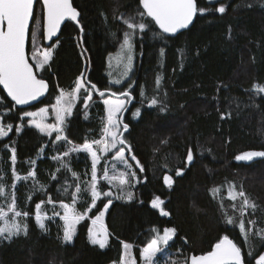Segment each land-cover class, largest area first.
Wrapping results in <instances>:
<instances>
[{
	"label": "trees",
	"instance_id": "1",
	"mask_svg": "<svg viewBox=\"0 0 264 264\" xmlns=\"http://www.w3.org/2000/svg\"><path fill=\"white\" fill-rule=\"evenodd\" d=\"M197 2L206 11L198 13L193 25L176 36L165 34L151 17H144L148 27L135 34L133 75L118 86L108 78L107 57L130 31L121 16L134 17L144 11L140 0H73L80 23L68 20L50 45L44 43L42 1L38 0L29 54L33 33L43 46L53 49L45 70H39L31 59L51 90L37 106L19 108L0 87V116L4 125L12 126L7 137L0 138V187L12 185L13 168L22 175L34 169L44 190L31 192L24 185L17 186L16 210L29 214L19 217L28 231L11 240L0 238V264H115L122 260L124 242L132 244L134 255L140 258L154 228L160 232L176 229L167 246L175 254L173 264H185L192 254L211 251L224 235L241 248L245 264H255V258L264 254V157L252 162L236 159L247 151H264V94L255 91L257 85L264 86V0ZM221 5L223 13L216 11ZM82 73L87 87L92 90L94 84L99 91L92 90L94 102L89 110L81 99L66 120L67 141L57 144L60 154L68 150L66 142L83 145L99 139L106 127L102 100L125 98L119 94L130 93L119 115L128 125L118 133L126 141L119 147L130 159L136 157L131 160L139 183L131 200L111 199L105 217L110 239L104 248L91 243L89 230L91 218L104 209L107 197L100 198L88 212L92 197L87 190L82 195L77 207L89 216L77 225L72 242L63 241L60 217H49L45 229L35 220L36 205L41 202L46 207L51 205L49 199L71 203L77 180L90 174L92 161L88 153L81 152L72 157L70 168L57 169L52 157L56 154L54 136L30 126L23 114L54 104L58 92L72 89ZM153 98L156 105L151 104ZM137 108L140 115L134 117ZM189 149L193 153L190 164L186 162ZM29 160L35 163L30 165ZM179 169L183 174L177 176ZM166 175L172 177L171 186L164 182ZM227 183L244 192L255 209L249 207L241 216L239 203L226 196ZM217 187H222L221 198L214 194ZM157 196L169 215L152 206ZM4 199L0 196V206ZM229 216L233 224L226 223ZM240 219L249 233L247 240L238 227Z\"/></svg>",
	"mask_w": 264,
	"mask_h": 264
},
{
	"label": "snow or ice",
	"instance_id": "2",
	"mask_svg": "<svg viewBox=\"0 0 264 264\" xmlns=\"http://www.w3.org/2000/svg\"><path fill=\"white\" fill-rule=\"evenodd\" d=\"M34 3L35 0H0V84L4 86L7 90L8 95L11 97L12 101L16 105H26L31 101L36 100L42 96L48 89V84L44 79L38 78L36 71H34L33 64L29 63V56L26 53V42L29 39V27L30 21H33L34 14ZM145 11L138 12L134 17L124 18L121 16L123 22L127 25L129 32L124 33L123 47L126 49L128 55L127 65L128 69L131 67L132 60V50L133 45L131 43L132 37L137 31L143 32L147 29L148 25L144 22V17H151L155 24L159 25V28L163 30L164 33H175L178 29L186 28L190 23H192L193 18L198 14H203L206 10L203 8H198L197 0H140ZM42 11L44 17V28L46 30L47 38L52 39L56 33L60 30L61 24L66 20L75 21L79 24L78 10L73 6L72 0H42ZM216 11L223 13L225 7L221 5ZM39 27V26H38ZM83 30L81 26V31ZM37 36L36 33L32 34L33 46L35 48V40ZM163 51V50H161ZM52 58V50L45 49L42 55L38 56L36 51H33L31 59L36 61V66L45 70V66L49 65ZM83 76V73L81 74ZM127 75V72H125ZM121 81L117 79L114 83H120ZM85 85L80 78L75 82V88L73 93H65L61 90L60 95L56 97V103L52 105V109L55 111V117L57 124H47L44 121L47 118V113L49 109L47 107L40 108L37 112H25V116L33 117L32 123L41 132L46 133L51 136L53 131L58 133L63 132V127L61 125L65 122V115H71L72 106L74 103L75 94L80 93L81 89ZM93 91H99L96 85L91 84ZM255 91L258 93H264V86L257 85ZM87 99L91 100V93H86ZM103 96L104 92H100ZM113 95H117L113 93ZM127 98L130 96L129 92H122L119 94ZM126 100L124 99H106L104 104L108 106L107 115V126L103 129V136L108 137L110 140L111 148H116L117 145H124L125 140L122 139V133L120 129H128L127 124L122 123V119L119 114L125 109ZM158 101L153 98L151 100L152 105H156ZM11 111V109H9ZM161 111H166V109L161 108ZM140 115V109L137 108L133 113L134 117ZM39 117V120L36 118ZM11 130L12 126L3 124V116H0V137L6 136L7 132ZM18 131L20 129H17ZM56 140L67 141L66 136L57 135ZM104 144L103 151H109V141H93L91 143L85 142L81 147L72 145L68 151L63 153L64 157H68L73 152L84 151L86 153H91V169H92V179L90 182L92 203L88 211H91L92 207H95L96 199L99 198L100 193L96 187V172L97 164L99 163L100 157L97 155L96 151H93V144ZM7 147V145L5 146ZM130 150V145L128 146ZM41 152L43 149L40 150ZM16 150L13 147L11 149V161L13 166L16 162ZM39 156V153H38ZM255 157H264V151H248L236 157L240 161H251ZM54 160H60L61 167L64 169L69 168V163H65L61 157H53ZM116 159L127 164L125 159V151L123 147H120L116 153ZM131 159L136 160L133 155ZM193 161V153L191 149L188 150L186 154V162L191 163ZM30 165L34 164L35 161L29 160ZM139 164V161H136ZM131 168V165H127ZM143 170L141 166V171ZM183 169L176 171V175H182ZM75 175V173H73ZM122 176H135L134 172L121 174ZM35 177V172L31 171L28 176L20 177L16 176L19 181L21 179H29ZM55 177H53L54 179ZM104 178L109 179L108 169H104ZM111 179H116L113 176ZM164 182L168 186L173 183L171 176H164ZM34 180V186H35ZM127 184L126 179H121L118 187L121 189L120 195L122 197L126 196L127 199H132L131 192H124L123 187ZM15 187L14 185L12 186ZM39 190L43 191V186H39ZM81 189L77 186L76 193H80ZM5 195L4 189L0 187V196ZM104 196H112L113 192L109 190L103 193ZM237 195L243 198L241 205V216H243L244 211L251 207L255 209V204L250 203V201L245 196L244 192H239L236 195H231V199L235 200ZM49 202L52 201L49 199ZM44 202H41V204ZM77 200L74 199L72 204H61L64 209V226H63V241L68 243L73 240L75 235V226L80 223L85 217L83 214L76 209ZM112 203L111 199L105 204V211ZM164 201L160 197H155L151 204L154 208L160 210L162 215H169L168 212L162 207ZM41 204L36 205L35 220L41 229H45V220L48 218L46 213H42ZM235 207V205H233ZM9 212L12 213L13 217H27L29 214L27 212L16 211V199L15 194L12 193L10 197V203L8 205V211H5L3 207H0V238L11 240L14 236H18L21 233L27 235L28 226L26 223H20L16 219L9 221ZM59 213L54 212V216H58ZM103 212L92 219V229L90 232V240L94 245H99L100 248H104L109 241L110 233L107 227L102 222ZM226 223L233 224V217L229 216L226 218ZM251 223L255 224L254 221ZM238 227L240 231L244 234L245 240L248 239L249 233L245 230V223L243 219H240ZM153 235L150 237L149 242L142 249V259L144 264H158L157 257L158 254L162 253L169 242L173 239L176 233L175 228H165L163 229V234L160 233L159 229H152ZM264 233V230H261ZM133 245L124 242V257L122 259V264H136L135 258L131 255V249ZM251 254V252H249ZM245 264V257L242 253L241 248L229 238V236L224 235L211 251H208L201 255H191L186 259L185 264ZM255 264H264V254H260L258 258H255Z\"/></svg>",
	"mask_w": 264,
	"mask_h": 264
},
{
	"label": "rangeland",
	"instance_id": "3",
	"mask_svg": "<svg viewBox=\"0 0 264 264\" xmlns=\"http://www.w3.org/2000/svg\"><path fill=\"white\" fill-rule=\"evenodd\" d=\"M122 16L125 19L128 18V17H130V15H122ZM135 38H136V35H134L132 37V39H131V43L133 45V50H132V53H131L132 60H131V67H130V69H128L127 59H126L128 53H127L126 49L123 47L124 37L122 39L123 41L119 44V46L116 48V50L113 51V52H110L109 55H108V57H107V65H106L107 66V74H108V78H109L110 82L112 84H114V85H118V86L121 85L122 86L133 75V72H134V69H135V66H136L135 64H136V54H137V52H136L137 51L136 50V39ZM40 42H41L40 39L39 38H36V40L34 42L35 43V48H34V46L32 44V51H31V54H29L30 57L32 56L33 51H36V54L38 56H40V55H42V52L45 49H51V50H53L52 48H46ZM32 61L36 65V61H34V60H32ZM125 72H127V75H125ZM79 78L84 83L85 87L81 89L80 93L75 94V96H74V103H73L72 110H71V115H72V113L74 111V108L76 107V104H78L81 99H83V101H85L84 104H82V105L83 106L85 105L86 110H89L90 106L94 102L93 101V98H92L93 97L92 90H90L87 87V85L84 82V79H83V76L82 75ZM117 79H119L121 81L118 84L117 83H114ZM74 88H75V85H74V87L72 89L63 90V91L65 93H73L74 92ZM61 90L58 92L59 93L58 96L60 95ZM86 93H91V100L87 99ZM262 94H264V93H262ZM106 99H112L114 101L117 100V99H124V100H126L125 98L106 97V98H104L102 100V102H103L102 104H104V100H106ZM1 100H2V96L0 94V102H1ZM126 102H127V100H126ZM55 103H56V101L54 102V104ZM54 104H52V105H54ZM126 104L127 103H125V106H126ZM52 105H43V106L37 107L36 109L27 110L26 112H37L40 108L47 107L49 109V111L47 113V118H46V120L44 122L47 123V124H57L56 117H55V111L51 107ZM104 106H105V110H106L105 117H106V126H107L108 106L106 104H104ZM4 112H7V111H4ZM71 115H67V114L65 115V122L68 119V117H70ZM24 117L25 118L26 117L29 118L28 119L29 120L28 121V124L30 126L35 127L34 124L32 123L33 117H31V116H25V115H24ZM36 119L39 120V117H37ZM65 122H64L63 125H61V127H63V132H60V133H58L56 131H53L52 132V135L55 138V144H56V145H54L55 150H56V154L54 156H52V157H57V156L58 157H61L62 160L65 163H69V168H70L71 167V159H72V157L74 155H77V154H79L81 152H84V151L73 152L68 157H64L63 156V153H61V154L58 153V146H57V144L60 143V142H64V141L63 140H59V141L56 140V136L57 135L65 136V131H64L65 130ZM23 126H24V124H21V126H20V129L21 130H22V127ZM5 131L7 132V135L10 132L9 130H7V128H5ZM7 135L6 136H3V137H0V138H5V137H7ZM97 140H100V141L108 140L109 141V149L110 150L107 151V152L103 151L102 150L103 147H104V144L103 143H101L99 145L93 144V151H96L97 152V155L100 157L99 163L96 166L97 167V172H96V177H97L96 187H97L98 192L100 193V196H99L98 199H96V202H98L99 199L102 198V197H107L108 199H114V198L115 199L116 198L127 199L126 196L122 197L120 195L121 189H120V187H118V185L120 184L121 179H126L127 180V184L123 187V191L125 193L126 192H131L132 193V197H133V195H134V192L133 191H135V187L139 183V179H138L139 177L137 176V173H136V171L134 169L133 161L130 159V157H128V155L126 154V151L125 150H124L125 151V159L127 161V164L121 162L120 160H117L116 159V153H117V150L120 148L119 147V144L117 145L116 148H111L110 140H109L108 137H105V136L102 135ZM97 140H94V141H97ZM91 142H93V141H90L89 143H91ZM65 144L68 145V150H69V148L72 145H76V146H79L81 148L83 146V145H77V144H69L67 142ZM254 151H257V150H254ZM88 155L91 158V153H88ZM257 158H260V157L253 158L251 160V162L253 160L257 159ZM91 161H92V159H91ZM56 162L58 163V168L57 169H60L61 168V162H60V160H56ZM243 162H250V161H243ZM127 165H131V168H129ZM105 168L108 169L109 179H105L104 178V169ZM14 170L15 169L13 168L12 171L14 173V181H13V183H11L12 185L4 184L3 187H2L4 189V192H5V195H4V198L5 199H4V205H2L0 207H3L5 211H8V205L10 203L11 194L12 193L15 194V190H16V188H17V186L19 184L21 186L24 185L25 187H28L31 190V192L34 191V190H36V189H39V186H41L39 183H37L38 181H37V178H36V174H35L34 179L33 178H29V179H26V180L25 179H21L19 181L16 179V176L17 175H19L20 177H26V176H28L31 171H34V169H32L28 174H25V175L19 174V173H17ZM131 172H134L135 173V176H131V175L122 176L121 175V174H126V173H131ZM72 173H74V172L72 171ZM91 173H92V169H91L90 174H87L86 175V178H84V179H81V178L79 179L78 178V180H77L78 181L77 182V186L81 189V192L77 194L76 191H75V194H74V199L77 200L76 209H77L78 212H80L81 214H83L85 218L89 216V214H88L89 211L88 212H81L80 209L77 207V205L81 201V197H82V195H84V193L86 192V190L91 195V189H90V182H91V179H92V174ZM113 176H115L116 179H111ZM34 180L36 182L35 183V186H34ZM13 185L15 186L14 188L12 187ZM235 187L236 186H235L234 183H227L226 184L225 189H226V192H227L226 193L227 198L228 197L231 198V195H236L237 193L240 192ZM109 190H111L113 192V195L110 196V197L109 196H104L103 193L108 192ZM221 190H222V187H217L214 190V194H216L219 198H221ZM15 199H16V196H15ZM241 199H242V197H240V196L237 195V198L234 200V202L237 201L239 203V206H240L239 211H240V213H241V205H242V201H243ZM72 201H71V203H65V202H63V204H69V205H71L72 204ZM44 204L45 203H42L41 204V209H42V213H46L47 214V217H48L47 219H49V217L51 218V216H54V212H55V213H59L58 217H60L63 220L64 209L61 207L62 202H60V203H54V202H52L51 205L50 206H47V207ZM5 205H7V206H5ZM110 205H109V207L107 208L106 211H105V208H104L100 213H98V215H100L103 212L102 222H103L104 225H105V217H106V214L108 212V209L110 208ZM12 219H16L19 222L21 221L19 219V217H13L12 216V213L9 212V221H11ZM92 219H95V217L94 218H91V229L93 227V225H92ZM46 220H45V224L47 222ZM20 223H22V222H20ZM77 225L75 226V233H76ZM0 226H3V225L0 224ZM160 233L163 234V231L160 232ZM73 239H74V237H73ZM109 239H110V236H109ZM142 249H141V256H140V258H138L136 255H134L135 254L134 246L131 249V255L135 258L136 264H144L143 259H142ZM174 255L175 254L171 250H169V248L166 246L165 250L162 253L158 254L157 262H158V264H173V261L175 260V256ZM121 256H122V259H123V257H124V250H123V255H121ZM115 264H122V260L119 263H115Z\"/></svg>",
	"mask_w": 264,
	"mask_h": 264
},
{
	"label": "water",
	"instance_id": "4",
	"mask_svg": "<svg viewBox=\"0 0 264 264\" xmlns=\"http://www.w3.org/2000/svg\"><path fill=\"white\" fill-rule=\"evenodd\" d=\"M41 1H42V0H41ZM37 2H38V0H35V3H34V13H35V10H36V5H35V4H37ZM72 3H73V0H72ZM73 6H74V4H73ZM142 6H143V5H142ZM197 6H198V2H197ZM74 7H75V6H74ZM75 8H76V7H75ZM76 9H77V8H76ZM77 10H78V9H77ZM144 11H145V10H144ZM78 12H79V10H78ZM79 13H80V12H79ZM33 17H34V14H33ZM79 17H80V15H79ZM79 17H78V19H79ZM196 17H197V15L193 18L192 23H190L186 28L178 29L177 32H175V33H165V34H167V35H171V36H176V35L179 34L180 32L189 29V28L193 25L194 21L196 20ZM67 21H68V20H66L64 23L61 24L60 30L56 33V35H55L52 39H48V38H47L46 30H45V28H44V29H43V30H44V39H45V42H44V43H46L47 45H50L51 42H52L53 40L57 39V38L60 36V34H61V30H62L64 24H65ZM32 24H33V21H30V27H29V39H28V41L26 42V53H27L28 56H29V41H30V33H31L30 29H31V27H32ZM157 26H159V25H157ZM161 30H162V29H161ZM162 31H163V30H162ZM29 63L33 64L32 61H31V59H30V56H29ZM33 67H34V71H36V73H37V70L35 69L36 67L34 66V64H33ZM37 75H38V74H37ZM38 78H40V77L38 76ZM40 79H42V78H40ZM44 80H45V79H44ZM45 81H46V80H45ZM46 82H47V84H48V89H47V91H46L42 96H40L39 98H37V99L34 100V101H31L29 104H26V105H17V106H18L19 108H30V107L37 106L38 104L42 103V102L47 98V96L49 95V92H50V90H51V85H50V83H49L48 81H46ZM0 87H1L2 90L4 91L5 95H6L10 100H12L11 97L8 95L7 90L4 88V86H3L2 84H0ZM229 238H230V237H229ZM232 240H233V239H232ZM233 241H234V240H233ZM234 242H235V241H234ZM192 255H201V254H192ZM188 264H190V260H189V263H188Z\"/></svg>",
	"mask_w": 264,
	"mask_h": 264
}]
</instances>
